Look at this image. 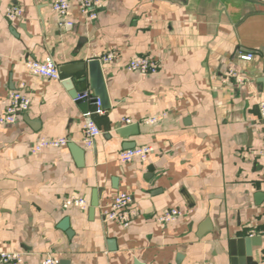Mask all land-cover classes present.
Returning <instances> with one entry per match:
<instances>
[{"label":"crops","instance_id":"crops-1","mask_svg":"<svg viewBox=\"0 0 264 264\" xmlns=\"http://www.w3.org/2000/svg\"><path fill=\"white\" fill-rule=\"evenodd\" d=\"M52 1L0 2V115L11 91L30 97L15 123L0 124V249L20 252L22 264L47 254L61 264H264V0H101L94 18L69 0V26ZM9 5L21 16L6 18ZM108 52L118 57L104 61ZM138 55L157 72L127 70ZM45 56L85 68L59 69L61 81L31 75L26 61ZM95 59L109 99L102 114L73 100L96 96ZM86 111L101 130L91 150L82 147ZM42 137L75 147L33 154ZM139 145L153 148L146 161L118 162ZM117 192L138 211L126 228L101 218ZM70 195L88 208L63 207ZM169 208L181 215L161 227Z\"/></svg>","mask_w":264,"mask_h":264},{"label":"built area","instance_id":"built-area-1","mask_svg":"<svg viewBox=\"0 0 264 264\" xmlns=\"http://www.w3.org/2000/svg\"><path fill=\"white\" fill-rule=\"evenodd\" d=\"M99 7H101V0H81L79 3L80 12L89 18H94L96 16ZM51 9L59 17V24L61 26H69L72 24L68 18L69 0H53L51 3ZM4 14L6 18L13 19L20 17L22 11L17 6L9 5L6 6ZM117 57L118 54L115 52H108L102 57V59L104 61H112ZM251 57V53L241 54V58L245 60H250ZM25 65L27 71L33 76L45 80H63L58 65L50 56H45L41 59H29L26 61ZM158 68V63L148 55L133 56L126 64L127 70L136 71L142 74L156 73ZM227 76L233 77L238 83L246 82L244 77L237 75L231 70L227 73ZM73 100L79 103L93 104L95 107V113L102 114L104 112L100 99L86 90L77 92L73 97ZM4 102L5 108L0 115V124L10 125L16 122L19 115L28 110L30 97L20 90H13L8 94ZM258 110L260 118L264 123V98L258 100ZM162 118L163 115L161 114L152 116L146 119V123L153 124L159 122ZM123 121L129 123L128 119H124ZM81 133L83 149L91 150L94 147L96 138L101 134V130L96 125L88 111L84 113ZM69 143L70 140L65 137H42L34 144L32 153L37 154L44 148L48 147H64ZM152 152L153 148L150 145L126 146L118 153L117 160L120 164H127L134 160L144 162ZM260 152L264 154V145ZM62 206H74L80 210H86L89 205L84 198L77 195H70L63 200ZM100 212L101 218L104 222L112 221L124 228L130 226L138 214L132 196L125 192L115 193L110 201L101 208ZM180 215L181 211L179 209L169 208L156 217V222L159 226L163 227L165 224L179 218ZM0 264H22V255L20 252L0 249ZM41 264H60V261L55 256L47 254L43 258ZM197 264L212 263L202 261Z\"/></svg>","mask_w":264,"mask_h":264},{"label":"water","instance_id":"water-1","mask_svg":"<svg viewBox=\"0 0 264 264\" xmlns=\"http://www.w3.org/2000/svg\"><path fill=\"white\" fill-rule=\"evenodd\" d=\"M85 68V63L79 65V64H68L59 67L60 70L73 73L80 71L81 69ZM88 73H89V83L90 87L93 89L94 94L100 99L101 105L103 108H109V99L107 95V89L104 82L103 74L100 68V62L99 60H90L87 63ZM76 94V93H75ZM75 96V95H74ZM83 108H87L86 103H81ZM70 146L75 147L73 143H69ZM78 147V146H77ZM80 149V147H79ZM61 264V262H60Z\"/></svg>","mask_w":264,"mask_h":264}]
</instances>
